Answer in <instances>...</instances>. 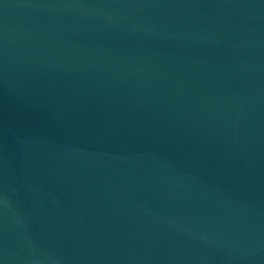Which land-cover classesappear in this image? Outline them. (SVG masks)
Wrapping results in <instances>:
<instances>
[{"label":"water","instance_id":"water-1","mask_svg":"<svg viewBox=\"0 0 264 264\" xmlns=\"http://www.w3.org/2000/svg\"><path fill=\"white\" fill-rule=\"evenodd\" d=\"M0 264H264V0H0Z\"/></svg>","mask_w":264,"mask_h":264}]
</instances>
